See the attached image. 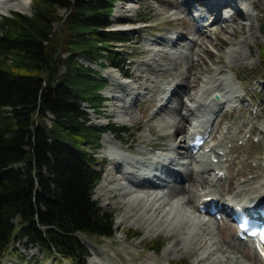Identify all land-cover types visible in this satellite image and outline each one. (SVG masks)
<instances>
[{"label":"rangeland","instance_id":"1","mask_svg":"<svg viewBox=\"0 0 264 264\" xmlns=\"http://www.w3.org/2000/svg\"><path fill=\"white\" fill-rule=\"evenodd\" d=\"M26 1L0 0V18L10 13L30 15L32 0L29 4ZM189 1L193 4L190 14L179 5L181 0H122L113 5L109 31L122 33L129 40L117 50L127 52L124 70L130 80L122 79L115 70H101L86 59L77 58L82 65L99 72L106 83L101 96L110 98L102 105L99 116L84 105L89 125L99 131L107 123L128 129L122 138L125 143L103 133L93 151L101 181L92 200L112 214L114 235L110 239L81 236L87 256L79 264H255L242 258L240 252L225 248L232 247L229 243L235 232L217 225L214 216L197 215L194 205L187 204L185 193L177 198L167 197V187L163 193L160 190L154 193L157 196H151L145 187L140 191L122 179L124 172L137 179L140 168L146 171L152 163L156 167L160 160L155 157L161 154L170 167L176 163L185 174L191 172L206 179L219 170L223 172L220 184L209 185L204 191L200 187L193 189L197 195L210 191L218 198L222 196L223 202L264 197V0H228L240 6L243 18L227 19L230 28L222 31L216 30L220 29L218 24L210 25L208 16L203 23L207 24L203 28L206 36H200L202 48L191 43L195 27L191 18L204 13L205 8L195 0ZM64 13L58 11L60 17ZM250 13L255 16L252 24L244 21ZM121 20L147 23L122 26L118 24ZM250 25L252 34L248 31ZM57 30L61 32L60 24L54 25ZM177 35L182 38L175 45L163 42ZM239 55L243 57L239 59ZM188 68V76L184 77ZM183 78H187L188 89L180 92ZM171 89L175 94L164 102ZM215 95L220 97L219 106L214 102ZM217 110L221 113L215 114ZM209 117L217 118V130L204 139L202 149H223L217 151L226 156L216 158L212 171L206 168L208 156L194 155L193 161L182 152L183 135L190 136L192 126H202ZM109 166L117 173L112 176L118 181L97 190L111 179L106 177ZM223 221L229 224L228 220ZM134 232L137 237L126 238ZM153 243L156 251L148 247ZM0 264L72 263L45 257L38 247H26L25 241L17 240Z\"/></svg>","mask_w":264,"mask_h":264},{"label":"trees","instance_id":"2","mask_svg":"<svg viewBox=\"0 0 264 264\" xmlns=\"http://www.w3.org/2000/svg\"><path fill=\"white\" fill-rule=\"evenodd\" d=\"M119 1L32 0L30 15L0 18V262L21 240L79 264L87 256L81 236L114 235L112 214L92 200L102 132L83 109L100 113L106 83L77 58L124 71L126 51L117 46L129 40L109 31ZM107 130L128 133L113 124Z\"/></svg>","mask_w":264,"mask_h":264},{"label":"bare ground","instance_id":"3","mask_svg":"<svg viewBox=\"0 0 264 264\" xmlns=\"http://www.w3.org/2000/svg\"><path fill=\"white\" fill-rule=\"evenodd\" d=\"M29 3H30V0H27L26 1V4H29ZM194 3H198V5H200V6H202V7L205 8L204 13L200 14L198 16L197 21H195V25H198L200 23L203 25V23L206 21V18L209 16V21H211V23H212L210 25L218 24L219 25L218 27L220 29H216V30H222V31H224L227 28H230L229 27L230 23L228 22L227 19H230V18L231 19H235V18L240 19V18H243V16H244V13L240 10V6L237 5L234 1L233 2H228V0H195ZM179 5L182 6V7H184V11L185 10L189 11L190 8H193V4L189 0H181V2L179 3ZM223 8L226 11H228V16L227 17H222V10H223ZM244 21H247L250 24H252L255 21V16H253V13H250L248 15V18L246 20H244ZM251 27H252V25L249 26L248 31L252 34V32L250 30ZM203 28H204L203 26H201L200 29L198 27L197 28L193 27L194 30H193V35H192L193 37H192L191 43L193 42V46L194 47L197 46V44H198L199 48H202V43H201L202 42L201 41L202 39L200 38V36L201 37L202 36H206V33H207L206 31H204ZM232 35H233V33H232ZM215 36H216V34H215ZM181 38H182V35H177L176 36V40L181 39ZM155 43H156V41H155ZM241 54H243V53H241ZM207 55H208V53H207ZM242 57H243V55L242 56L239 55L238 58L241 59ZM192 63H193V60H192ZM192 63H191V67H189V68H192ZM189 68H188L187 73H186V75L184 77H187L188 76ZM195 69H197V68L195 67ZM186 79L187 78H183L184 81L181 80L180 92H182L181 89H183L185 91H186V89H188V88H186V85H185V83L187 82V81H185ZM189 81H191V80H189ZM192 83H194V82L191 81V84ZM196 84H197V82H196ZM188 93H189V91H188ZM174 94H175L174 90L171 89L170 90V96L167 97V98H165L164 102H167V100H169L170 97H172ZM194 100L195 99L192 100L193 103L195 102ZM129 101L131 102L132 101V98H130ZM162 102H163V100H162ZM220 104L221 103H217V106H219ZM218 111L219 110H217L215 112V114L218 113ZM187 112L190 113L191 110H188ZM219 112L221 113V111H219ZM182 119L184 120V117H182ZM216 120H217L216 117L213 118V120L207 119L203 123V125L201 126L202 128H205V129H201L203 131H200V129L198 130L195 127V129L193 130V131H196L195 133L194 132L193 133H190V136L187 135L188 133H185L183 135V139H182V143H183L182 149H183V151L182 152L184 153V156L186 158L191 159V160L194 161L195 158L193 157V153H192V150L193 149H192V147L190 145L191 141L194 142V141H196L197 138L206 139V138L212 137L214 135L215 131L217 130V125L214 126V123H215ZM204 125H205V127H204ZM208 125H210V126H208ZM208 128H210V129L208 130ZM180 130H182V128H180ZM252 131L253 130H251V132ZM261 135H262V133H261ZM263 135H264V133H263ZM199 136H201V137H199ZM112 138L114 140H116L117 142H119V143H123V142L125 143L126 142V141H124V139L118 138L116 135H112ZM205 148L208 149L209 146H206ZM217 150L223 151V149H217L216 147H210L209 148V151H208V152H210V154L208 155L209 163L207 164V167H206L208 171H210V170L212 171V166H214V165H212L213 162L212 161L210 162V159L211 158H214V159L215 158L222 159L223 157H226L225 155L224 156H220L219 155V152ZM202 151H203V149H202ZM215 153L217 154V156H214V155H216ZM211 155H213V156H211ZM204 156H207V155H204ZM158 159L160 160L159 165H157L156 167H154V168H157V170L155 172L154 171L151 172V174L153 175L152 176L153 179H155L157 177V175L162 176V174H164V170L165 169H167L168 171H170L172 169L173 170L172 171L173 173L170 174L168 172V174L169 175H175V177H178L179 178V182L178 183L176 181H173L171 184L161 183L162 186H163V188L161 189V193H163V191L167 187H168L167 190H165L167 197L177 198V197L180 196L179 194H184L185 193V195L187 196V201H188V203L187 202L186 203L187 204H189V203L191 204L192 203V205H194L193 206V209H194V211L198 212L197 215H200L199 213H201V212L209 213V210H210L209 208L202 207V206H206L207 203H203V202H205L204 200L206 198H208V197H210L212 200L217 199L216 200L217 203L220 202L221 209L220 208L219 209H220V211L222 210V212L224 210H226V203L227 204L232 203V204H230V207L231 208L232 207H236V206H241L240 205L241 203L239 201L237 202L235 200H228V201H224L223 202L222 201V198H221L222 196L219 195V198H221V199H219L218 198V195L216 196V195H214V193H212L210 191H208L207 194H203V195H201V194H198L197 195L196 193H194L192 191L193 189H195L197 187L202 188L203 191H204V190L208 189L207 186H209V185H214L216 183L220 184L223 179L221 178L222 176L219 173L215 174L212 178H208L207 177L205 179L202 176L200 177V176H198V174H193L191 172L189 174H185L184 172H180V170L176 171L178 168H172V167H170L169 164L165 162V157H163V155H161L159 158H157V160ZM219 172H221V170H219ZM114 174H115V176L117 175V173L114 172V170L111 169L110 166H109V169L107 171L106 177L107 178H111V179L109 181L106 180L105 182H103V184H101L97 188V190L107 189L109 183H112V182L113 183H116L118 181V179H116L114 176H112ZM143 174L144 175H142L140 177L141 180H139L138 182H136V180H134L135 177L131 173L124 172L121 175H122V179L124 177L125 180H127L128 183L131 184V186H134L136 189H138V190L141 191V190H143V187H145L144 189H147L148 193L150 192L149 194H151V196H157L158 194H154L155 191H156L154 189V186H152V184L150 183V181H148L146 179L147 175H148V177L150 176V172L148 174H145L143 172ZM131 175L133 177H131ZM164 178H165V176H164ZM147 181L149 182V184L146 185L145 182H147ZM241 190H243V189H241ZM191 192L194 193V194H192V197L188 196V193H191ZM100 193H101V191H99V194ZM99 197H102V196H99ZM263 199H264V197L262 199L261 198H259V199H255L254 198L251 201V203H258L259 201H261ZM228 208H229V206H228ZM214 222L217 223V225H219V226H227L228 227L227 229L229 231H232V230L234 231L233 226L232 225H229V224H226L223 220L218 221V220L215 219ZM125 236H126V238L132 237L130 235H125ZM229 246H232V247H225V248L227 250H229V251H234L236 253H239L240 252L239 254H240V256L242 258H244V259L247 258V260H252V262L255 263V264H263V261L258 257V255L255 253V251L254 250H251V244L249 242H244V241L239 240L237 238V235H234V237L232 239V242L229 243ZM245 254H247L248 256L245 255Z\"/></svg>","mask_w":264,"mask_h":264},{"label":"water","instance_id":"4","mask_svg":"<svg viewBox=\"0 0 264 264\" xmlns=\"http://www.w3.org/2000/svg\"><path fill=\"white\" fill-rule=\"evenodd\" d=\"M214 98H215V100H218V96H217V95H215V97H214Z\"/></svg>","mask_w":264,"mask_h":264}]
</instances>
